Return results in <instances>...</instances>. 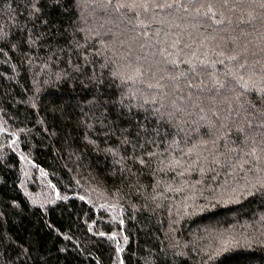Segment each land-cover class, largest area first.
<instances>
[{"label":"trees","instance_id":"obj_1","mask_svg":"<svg viewBox=\"0 0 264 264\" xmlns=\"http://www.w3.org/2000/svg\"><path fill=\"white\" fill-rule=\"evenodd\" d=\"M0 264H264V0H0Z\"/></svg>","mask_w":264,"mask_h":264},{"label":"rangeland","instance_id":"obj_2","mask_svg":"<svg viewBox=\"0 0 264 264\" xmlns=\"http://www.w3.org/2000/svg\"><path fill=\"white\" fill-rule=\"evenodd\" d=\"M35 199L37 200V197H35Z\"/></svg>","mask_w":264,"mask_h":264}]
</instances>
